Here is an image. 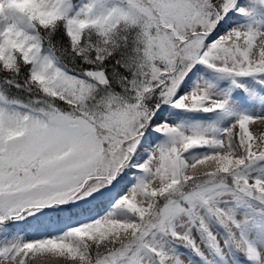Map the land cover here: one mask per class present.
<instances>
[{"label":"snow or ice","instance_id":"1","mask_svg":"<svg viewBox=\"0 0 264 264\" xmlns=\"http://www.w3.org/2000/svg\"><path fill=\"white\" fill-rule=\"evenodd\" d=\"M0 264H264V0H0Z\"/></svg>","mask_w":264,"mask_h":264},{"label":"trees","instance_id":"2","mask_svg":"<svg viewBox=\"0 0 264 264\" xmlns=\"http://www.w3.org/2000/svg\"><path fill=\"white\" fill-rule=\"evenodd\" d=\"M58 39H62V37H58Z\"/></svg>","mask_w":264,"mask_h":264}]
</instances>
